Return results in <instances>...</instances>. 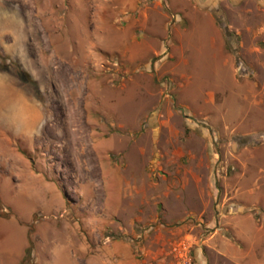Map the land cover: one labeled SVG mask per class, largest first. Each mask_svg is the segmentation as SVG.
I'll return each instance as SVG.
<instances>
[{
    "label": "rangeland",
    "instance_id": "obj_1",
    "mask_svg": "<svg viewBox=\"0 0 264 264\" xmlns=\"http://www.w3.org/2000/svg\"><path fill=\"white\" fill-rule=\"evenodd\" d=\"M118 239L264 264V0H0V264Z\"/></svg>",
    "mask_w": 264,
    "mask_h": 264
},
{
    "label": "crops",
    "instance_id": "obj_2",
    "mask_svg": "<svg viewBox=\"0 0 264 264\" xmlns=\"http://www.w3.org/2000/svg\"><path fill=\"white\" fill-rule=\"evenodd\" d=\"M80 251L86 255L87 248L85 247V244L81 246ZM106 251L109 256L105 259L112 264H137L132 257V248L127 243L122 241V239L115 240L111 246L106 249Z\"/></svg>",
    "mask_w": 264,
    "mask_h": 264
},
{
    "label": "trees",
    "instance_id": "obj_3",
    "mask_svg": "<svg viewBox=\"0 0 264 264\" xmlns=\"http://www.w3.org/2000/svg\"><path fill=\"white\" fill-rule=\"evenodd\" d=\"M16 75L24 83L33 82L31 76L27 72L21 70L18 66H16ZM28 253L30 254L29 249H26V254L29 256Z\"/></svg>",
    "mask_w": 264,
    "mask_h": 264
}]
</instances>
